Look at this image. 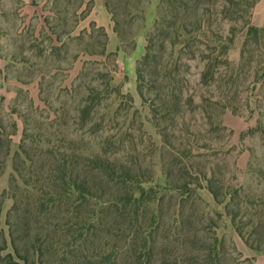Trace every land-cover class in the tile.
<instances>
[{"label":"rangeland","instance_id":"rangeland-1","mask_svg":"<svg viewBox=\"0 0 264 264\" xmlns=\"http://www.w3.org/2000/svg\"><path fill=\"white\" fill-rule=\"evenodd\" d=\"M206 1L214 6L215 0ZM162 7L161 0H0V122L13 139L12 153L22 139L20 112L31 121L47 122L49 130L43 124L40 132L55 146L73 138L78 147L94 149L110 137L116 141L110 144V151H116V167L133 173L139 168L145 174L144 185L152 188L151 200L130 212H122L121 204L106 209L102 237H95L93 241H99L94 244L106 242L139 253L147 239L155 242L158 259L172 253L179 264H264V83L256 90L250 84V90L243 91V84L249 85L254 77V68L246 67L248 74L241 76L240 85L227 90L223 124L215 130L201 107L189 104V97L199 105L202 96L212 95L216 88L200 82L204 45L193 39L191 48L178 54L177 48L163 45L164 30L154 38L152 56L144 67V90L156 103L167 99L176 105L180 116L173 124L161 116L155 119L138 91L136 67ZM224 27L229 28L227 23ZM103 43L107 54H97ZM227 56L232 63L241 60V41ZM97 71L116 87L105 102L109 107H101L108 116L99 132L78 124L82 97L89 84H96L91 80ZM158 125L167 126L165 135ZM27 151L34 158L32 170L49 161L40 156L48 151L46 146ZM11 156L0 177V195L14 171ZM17 165L26 173L24 164ZM208 177L217 187V200L207 187ZM100 181L106 193L123 201L117 180ZM230 191L236 193L233 198ZM21 192L23 204L32 200ZM12 206L13 199L4 197L0 243L3 235L8 237ZM234 219L243 222L240 228L256 240L261 252L245 242Z\"/></svg>","mask_w":264,"mask_h":264},{"label":"trees","instance_id":"trees-1","mask_svg":"<svg viewBox=\"0 0 264 264\" xmlns=\"http://www.w3.org/2000/svg\"><path fill=\"white\" fill-rule=\"evenodd\" d=\"M257 1L215 0L214 6H210L206 0H161L164 11L154 20V29L147 36L146 52L137 58L136 67L138 91L142 100L150 104L155 119L161 116L169 120L168 124H173L175 117L180 116L176 105H170L167 99H160L156 103L144 90L147 82L143 70L152 56L154 38L164 30L166 36L163 45L168 44L173 50L177 48L178 54L191 48L193 39H200L199 42L204 45L201 58L205 63L200 82L205 86H215L218 91L213 90L210 96L203 95L199 105H194V98L189 97V104L190 108L200 106L209 121L215 124V130L223 124L222 116L227 110L223 99L227 97V90L240 85L238 81L241 76L248 74L244 70L246 67L248 70L254 68V77L249 85L243 84V91L250 90V84L251 90H256L259 84L264 83V25L252 23V11ZM225 23L228 30L224 27ZM237 40L241 41V60L232 63L227 55ZM103 46L97 54H107L104 43ZM248 52L251 53L245 56ZM105 77L100 71L92 76L91 82L97 85H88L78 109L79 126H88L95 132L105 129L108 112H101V107H109V103L105 102L111 99L112 90L116 89ZM101 80H105L103 84ZM171 92L175 100V92ZM19 116L24 127L18 149L13 153V139L10 133L3 130L0 122V177L5 173L4 168L11 153L14 162L8 187H4L0 195V215L3 198L7 196L13 199L12 212L7 219L8 237L3 235L0 243V264H179L172 253L158 259L155 242L147 239H144L143 251L139 253L138 249L129 253L106 242L94 244L99 241H93L95 237H102L100 234L106 209L121 204L122 212H130L132 207L139 210L151 200L149 192L152 188L144 185L145 174L139 168L133 173L129 168L116 167V151H110V144L116 142L114 139L105 137L94 149L87 145L78 147L73 138H66L62 145L55 146L40 132L43 124H47L49 130L47 122L41 123L38 119L31 121L23 112ZM17 126L16 120L11 123V133L16 134ZM167 126L158 125L162 135L166 134ZM261 128L264 134V127ZM33 146H46L48 151L40 156L44 158L43 161L49 160L35 170H32L34 158L27 151ZM19 163L25 165L26 173L19 169ZM103 178L114 183L117 180L121 184L125 196L123 201H118L116 195L106 193L105 188L100 186L103 185L100 181ZM206 180L208 189L217 200L219 194L213 179L208 177ZM20 190L30 195L32 200L27 198L23 204ZM225 193L228 194L227 191ZM229 194L233 198L236 193L230 191ZM225 206L229 210V203ZM242 223L234 219L233 226L251 248L261 252L260 247L254 245L256 240L251 241L240 228Z\"/></svg>","mask_w":264,"mask_h":264},{"label":"crops","instance_id":"crops-1","mask_svg":"<svg viewBox=\"0 0 264 264\" xmlns=\"http://www.w3.org/2000/svg\"><path fill=\"white\" fill-rule=\"evenodd\" d=\"M103 17L104 18L107 17L105 11H104ZM252 23L256 26H263L264 25V0H258L256 2L255 6L253 8V11H252Z\"/></svg>","mask_w":264,"mask_h":264}]
</instances>
